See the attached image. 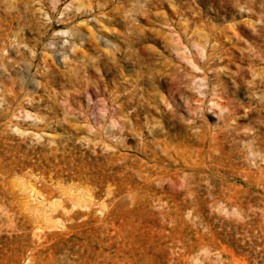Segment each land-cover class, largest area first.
Here are the masks:
<instances>
[{"label":"rangeland","instance_id":"374dc122","mask_svg":"<svg viewBox=\"0 0 264 264\" xmlns=\"http://www.w3.org/2000/svg\"><path fill=\"white\" fill-rule=\"evenodd\" d=\"M0 264H264V0H0Z\"/></svg>","mask_w":264,"mask_h":264}]
</instances>
